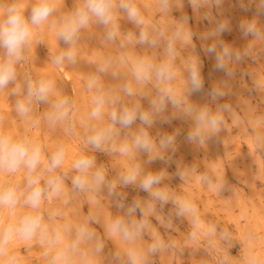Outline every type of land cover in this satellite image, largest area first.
Instances as JSON below:
<instances>
[{
	"label": "clouds",
	"instance_id": "1",
	"mask_svg": "<svg viewBox=\"0 0 264 264\" xmlns=\"http://www.w3.org/2000/svg\"><path fill=\"white\" fill-rule=\"evenodd\" d=\"M155 2L160 21L145 15L139 0H76L66 13L61 11L63 0H0V96L15 97V112L24 123L23 131L14 130L0 114V264H21V254L11 250L17 241L29 248L38 245L47 264H151L153 255L175 246L164 242L149 219L164 224L162 213L169 204L172 210L167 227H172L174 214L176 219L187 218L192 223L190 243L195 244L201 235L215 236L216 227L201 220L191 199L164 186L166 170L152 172L144 167L157 160L172 163L181 129L171 134L157 132L155 137L150 129L190 119L193 126L185 136L188 142L203 146L216 138L226 126L224 113L232 112L231 105L218 101L231 94L230 81L238 66L246 60L264 59V0H187L197 18L211 25L199 34L202 42L213 41L203 43L202 52L214 60L213 71L229 78L207 91L203 62L192 43L197 35L189 27L192 18L183 13L178 19L171 18L175 9L183 8L184 0ZM234 8L245 14L236 24L246 42L242 47L223 39L233 31L232 18L225 13ZM121 18L137 31L122 35ZM94 25L104 29L106 41L118 42L121 51L99 60L95 72L89 74L85 87L92 94L91 109L80 122L84 149L127 159L111 179L95 156L81 151L73 158L71 146L63 140L49 151L38 129L42 124L53 131L63 127L71 135L78 111L76 100L63 94L51 77L33 79L26 74L21 82L19 72L45 31L65 45L53 55L52 63L57 67L75 65L81 34ZM137 45L161 51L137 55L132 51ZM178 45L190 49L179 64ZM109 75L117 83L106 84L103 77ZM254 83L255 90L264 91V77ZM200 94L216 105L215 110L192 101ZM142 101L147 102L146 108ZM42 105L46 110L36 115ZM257 139L264 144V137ZM140 154L147 156L143 164L137 159ZM190 171L194 169L178 170L176 176L184 181ZM204 180L213 186L210 178ZM118 187L138 189L147 198L126 204V195L117 191ZM215 187L221 191L224 185L216 183ZM105 191L122 215H109L102 221L99 212L93 211L82 220L69 219L64 208L71 202L70 193L85 196L99 209ZM54 202L58 206L52 207ZM94 223H102L103 237L91 226ZM146 234L151 242L145 248L141 241ZM107 239L117 242L119 250L105 253ZM220 239H229L226 231H221ZM250 264H257L256 259Z\"/></svg>",
	"mask_w": 264,
	"mask_h": 264
},
{
	"label": "rangeland",
	"instance_id": "2",
	"mask_svg": "<svg viewBox=\"0 0 264 264\" xmlns=\"http://www.w3.org/2000/svg\"><path fill=\"white\" fill-rule=\"evenodd\" d=\"M75 3L76 0H63L61 11L69 12ZM139 4L145 15L157 21L161 20L155 0H139ZM225 7L227 8V5ZM182 13L192 18L189 27L197 33L193 36L192 43L203 62L202 75L207 91L229 78L223 72L213 71L214 60L202 52V44H211L213 41L202 42L199 34L208 31L211 25L197 18L187 0H184L182 9L173 11L171 18L178 19ZM243 15L245 14L235 8L225 13L226 17L232 18L233 31L224 34L223 39L236 47H242L246 43L236 29V24ZM119 23L122 35L129 31H137L135 26L124 18H121ZM41 40V43L33 46L27 62L19 68L20 81L23 82L26 74L31 75L33 79L39 76L51 77L63 94L76 100L78 109L75 131L71 135L67 134L63 127L53 131L42 124L38 129L41 140L48 145L49 151L57 141L63 140L71 146L70 153L73 158L81 151L85 155L95 156L97 164H102L108 169L109 178H114L117 171L128 162L127 159L120 157L119 154L113 156L108 153L92 152L90 148L84 149V128L80 121L86 119V114L91 109L92 94L85 87L88 76L95 72L99 60L120 54L118 42L113 44L106 41L104 29L94 25L81 34L77 63L75 65L66 63L62 67H57L52 63L53 55L62 51L65 45L47 31ZM177 47L180 51V58L177 60L179 64L180 59L186 57L190 49L180 48L179 45ZM132 51L137 55H151L154 51L159 53L161 50L137 45ZM261 77H264V59L258 62L246 60L238 66L236 77L230 81L231 94L218 101L219 104H229L232 108L231 113H224L226 126L213 141L203 146L185 139L193 126L190 119H177L171 125L158 124L150 129L154 137L157 132L171 134L176 128L181 129V135L177 137V151L170 165L157 160L151 164H144L145 170L152 172L166 170L164 186L178 196L191 199L197 206L201 220L216 227L215 236L201 235L198 241L192 244L188 239L193 230L189 219H176L172 214V227H167L169 213L172 210V205H167L162 213L165 218L164 224L154 217L149 219L164 242L175 246L153 255L151 264H250L253 258L257 264H264V144L257 139L264 137V91L255 90L254 83ZM103 80L106 84L117 83L110 75L103 77ZM191 99L197 104H209L213 110L216 108L204 94L193 96ZM14 102L15 97L0 96V114L5 117L7 127L23 131L24 123L15 112ZM142 103L146 108L147 102ZM45 110L46 106H40L36 115ZM171 112L172 109L169 107L168 114ZM135 128L136 125L133 126V130ZM137 159L143 164L147 156L140 154ZM184 169L194 171H190L187 179L182 181L176 176V172ZM205 177L210 178L212 187L205 183ZM221 182L224 187L217 191L215 184ZM117 191L126 195V204H130L135 198L142 201L147 198L146 193L132 187H118ZM70 196L71 202L64 210L73 221L82 220L93 211L99 212L102 221L109 215L115 217L123 214L115 207L106 191L102 193L99 209L93 208L83 195L72 192ZM56 206L58 204L54 202L52 207ZM136 218H140L139 213L136 214ZM91 226L101 237L104 236L102 223H94ZM222 230L226 231L228 240L220 239ZM150 242L151 237L146 234L141 244L146 248ZM11 250L21 254L23 257L21 264H47L41 257L42 249L38 245L34 244L29 248L22 241H17L13 243ZM117 250H119L117 242L107 239L105 253Z\"/></svg>",
	"mask_w": 264,
	"mask_h": 264
}]
</instances>
